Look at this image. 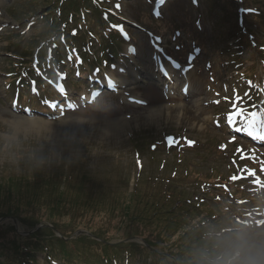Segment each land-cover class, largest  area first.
Wrapping results in <instances>:
<instances>
[{"label":"rangeland","instance_id":"1","mask_svg":"<svg viewBox=\"0 0 264 264\" xmlns=\"http://www.w3.org/2000/svg\"><path fill=\"white\" fill-rule=\"evenodd\" d=\"M107 1V10L120 14L117 23L122 25H116L120 35L116 41L121 53L108 65L98 66L101 71L94 67L85 79H79L70 72L80 66L77 59L54 65L48 71L51 76L38 69L35 57L21 59L19 55L24 53L20 50L25 48L21 46L39 31V26L32 23L34 16L22 19L32 0H0V192L17 186L16 177L22 174L33 175L42 169L50 174L54 167L66 171L74 164L97 180L99 187L120 177L128 192H132L138 175L145 177L151 170L159 175L171 172L177 180H181V172H190L191 187L181 199L187 196L186 200L195 203L190 217L207 227L214 238L237 227L264 228V139L258 133L259 124L264 123V0ZM151 11H159L162 17H152ZM164 22L165 27L159 28ZM14 41H20V49L11 47L8 51L6 42L11 46ZM65 43L62 39L60 46L52 48L54 52L59 46V61L67 57L62 51ZM230 43L235 53L241 50L240 60L244 62L237 80H233L231 71L238 63L235 58L229 59L222 71L217 62L218 56L231 54L226 46ZM97 46L94 39L85 40L74 56H89L87 63L97 66L94 54L101 58ZM88 47L93 49L91 55ZM47 56L46 52L44 58ZM159 60L168 76L158 68ZM9 63L14 64L13 70ZM251 63L257 68V83ZM12 73L18 74L10 78L17 81L15 86L7 85ZM46 75L48 90L62 94L59 101L49 102V91L37 88L36 80H44ZM95 76L100 80H88ZM107 78L112 80L113 89L104 88L92 96L93 88L99 90ZM23 83L27 85L26 100L33 99L49 111L38 107L34 111L30 104L20 108L14 103ZM74 83L78 84L71 87ZM237 92L245 98L246 93L252 95V101L249 96L250 101L244 99L240 106L251 111V105H256L260 123L255 129L245 127L243 121L233 127L239 132L232 127L225 129V114L231 105L224 98ZM217 100L219 103H214ZM171 136L178 141L173 146L180 150L163 153ZM185 138L194 143L189 146ZM40 160L41 167L35 170ZM244 168L255 174L241 172ZM234 175L238 179L232 180ZM218 177L226 182L220 184ZM71 189L67 199L83 193ZM66 202L60 214L34 212L40 223L28 226L22 218L6 216L2 208L10 204L1 201L0 246L5 254H11L17 239L33 236L32 240L40 241L53 235L62 237L63 242L73 239L79 244L92 240L116 247L130 244V264H197L199 260L188 251L177 256L175 245L168 246L170 242L149 246L146 233L131 237V231L114 221L102 225L105 218H112L107 212L89 209L88 216L79 217L73 212L77 209L72 202ZM58 205L62 207L61 202ZM70 207L73 211L69 212ZM52 223L57 225L52 227ZM41 228L50 231L42 233ZM185 230L179 229L171 240ZM186 237L184 245L193 246L195 236L189 232ZM203 238L213 240L211 235ZM35 256L36 264H41L42 254L36 252Z\"/></svg>","mask_w":264,"mask_h":264},{"label":"trees","instance_id":"2","mask_svg":"<svg viewBox=\"0 0 264 264\" xmlns=\"http://www.w3.org/2000/svg\"><path fill=\"white\" fill-rule=\"evenodd\" d=\"M107 6V0H32V5L25 11L26 14L22 15V19L34 16V24L39 26V31L28 44L21 46L25 48L20 50L24 53L20 54V57L31 58L36 53L37 58L43 61L48 46L61 45L59 37L63 33L65 50L70 57L74 49L82 47L84 40L90 39L95 40L96 46L102 45L97 46L100 50L115 54L116 45L113 38L110 37V42L106 40L112 33V24L117 23V17L107 10ZM72 31L74 36L70 34ZM56 39L57 44L54 43ZM18 43L14 41L11 46L8 42L6 44L10 51L11 47L19 50ZM56 54L60 59L58 50ZM77 55L81 64H89V56L81 53ZM85 71L82 69V74ZM41 163L40 160L37 165L32 166L36 170L38 166L41 167ZM55 164L53 161L52 165ZM53 169L55 171L50 174L42 169L33 175L22 174L21 177H16L19 179L16 181L19 182L17 186L10 185L0 192V207L1 201L10 204L2 208L4 214L22 218L21 221L26 225L35 226L40 221L36 222L37 216L34 212L40 213L44 210L60 214L65 211L63 207L67 200L66 203L72 202L71 206L77 209L73 211L70 207L69 212L78 213L79 217L88 216L89 209H94L95 212L104 211L112 218H105V221L101 222L104 223L102 225H112L114 221L131 231V237L146 233L145 240L149 246H157L156 244L165 241L170 242L169 247L175 245L177 256L186 255L185 252L188 251L200 259L209 254L211 240L204 239L203 236L206 238L211 235L213 239L214 236L207 227L193 222L190 217L189 214L195 210V204L186 200L187 196L181 199L183 194H188L187 188L191 187L189 178L182 175L181 180H177L178 177L168 171L159 175L151 170L145 177L138 175L132 192H128L120 177L111 178V181L99 187L97 180L91 178L88 172L81 171L76 164L66 171L55 167ZM152 173H157L161 178ZM71 188H76V193H83L81 196L73 194L67 199V192L71 191ZM59 202L62 207H59ZM56 225L52 223V227ZM182 228L186 230L172 241V237ZM41 231L45 233L50 229L44 228ZM189 232L195 236V239H192L193 246L184 245L188 242L185 239ZM148 234H151V238ZM32 239L33 236L17 239L9 255H6L0 246V264H36V252L42 254L41 264H130L132 258L133 246L130 244L116 247L104 241L94 240L79 244L73 239L63 242L62 237L53 235L44 236L40 241ZM64 244H67L66 252H63Z\"/></svg>","mask_w":264,"mask_h":264},{"label":"clouds","instance_id":"3","mask_svg":"<svg viewBox=\"0 0 264 264\" xmlns=\"http://www.w3.org/2000/svg\"><path fill=\"white\" fill-rule=\"evenodd\" d=\"M197 264H264V228H240L217 234L209 242V254Z\"/></svg>","mask_w":264,"mask_h":264},{"label":"snow or ice","instance_id":"4","mask_svg":"<svg viewBox=\"0 0 264 264\" xmlns=\"http://www.w3.org/2000/svg\"><path fill=\"white\" fill-rule=\"evenodd\" d=\"M117 7H119V5H117ZM114 29H117L119 26H112ZM75 34V33H74ZM245 95H248L247 93ZM245 97L239 95V93L237 92L236 94H234L232 97H225L224 101L225 103H229L231 105V107L229 108V110L227 111V113L225 114V122L227 125L231 126V125H235L237 123V121H243L244 126L249 128V129H255L257 127V125L260 123L259 117H260V113L257 112L256 110H254L256 108L255 104L251 105V108L253 110L249 111L246 110L244 107H241L240 105L244 102ZM214 103H219V101H214ZM217 126H220V122H219V117L217 118ZM235 140V136H233V141ZM167 142L169 144V146H173L178 144V141L176 140L175 137L171 136L167 138ZM185 142L189 144V146H191L194 142L187 140L185 138ZM238 153L242 152L241 148L237 149ZM242 158H248L246 156H242ZM262 163V170H264V161L261 162ZM241 172H247L250 175H254V170H250L248 168H244L240 170ZM232 180H236L238 179L237 176H232L231 177Z\"/></svg>","mask_w":264,"mask_h":264},{"label":"bare ground","instance_id":"5","mask_svg":"<svg viewBox=\"0 0 264 264\" xmlns=\"http://www.w3.org/2000/svg\"><path fill=\"white\" fill-rule=\"evenodd\" d=\"M57 41H58V39H56V40L54 41V43L57 44ZM112 55L115 57V59L117 58V56H116L115 54H112Z\"/></svg>","mask_w":264,"mask_h":264}]
</instances>
